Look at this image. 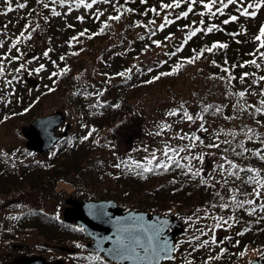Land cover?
Here are the masks:
<instances>
[{
	"label": "rangeland",
	"instance_id": "obj_1",
	"mask_svg": "<svg viewBox=\"0 0 264 264\" xmlns=\"http://www.w3.org/2000/svg\"><path fill=\"white\" fill-rule=\"evenodd\" d=\"M39 1L42 2L39 10L31 13L33 22L23 23L24 14L30 9L34 0H0V69H2L0 70V115L9 108L16 107L18 109L23 103L31 101L36 94L44 93L43 89L48 84L52 85L51 78L47 75L48 57H55L60 52L61 46H63L62 37H64L62 31L65 26L71 22L77 25L84 21L85 24L97 23L98 19L104 18V15L110 12L111 1L114 0H95V2L84 0L83 3L78 4H73L72 1L74 0ZM205 1L195 0L193 3L192 0L193 7L188 15L192 16L197 13V16L201 17L202 14H206L208 10L204 8ZM171 2L173 6L162 9L155 16L154 23L163 20L167 13L169 16L177 14L178 7L174 0ZM21 3L25 5L24 8L18 6ZM87 4H91L92 7H86ZM256 4H260V7L257 8ZM218 6L227 10L228 13L230 12L231 16L237 17L234 20L236 21L234 28L244 47L254 53L260 52L264 47H260L261 44L264 45V37H260L261 29L264 28V2L262 0H234L233 3L229 4L228 0H216L212 4V8L218 9ZM245 9L249 13L255 12V15H244ZM176 17L177 15L173 16V19L175 20ZM86 18L87 20L92 19L87 21ZM174 20L168 24L175 27ZM118 21H114L111 25L115 31V33L112 31L110 33L111 43H108L106 38L103 40L95 38L91 43H88V39L85 41L87 46L77 55L78 58H75L77 60L73 63L70 74L61 79L62 82L59 81L58 88L44 93L46 95L32 105L35 110L34 113L42 115L55 109H61L65 114L63 121L68 123V134L77 136L76 134L83 133L87 127L82 120L84 118L70 99V89H86L89 94H95L96 98L101 96L109 100L111 92L103 83L109 82L106 80V76L110 74V71L123 67L124 73L130 74L136 66L149 61L154 62L162 57L164 48L170 46L167 40L161 39L160 43L153 42V37L152 39L150 37L152 43L147 48H142L143 43L148 40L147 37L140 39L138 44L134 43L135 46L131 48L130 45L127 46V42L124 45L119 44L116 39H118L117 35L121 23ZM144 22L150 25L149 22L145 20ZM184 23L181 24L182 27L188 28L192 25V22ZM139 27L136 25L134 28L126 30L124 34L127 38L133 37V35L136 37L135 31ZM168 28L172 29L171 27ZM159 31L161 32L162 29ZM169 38L173 40L172 33L169 34ZM46 52L47 55H45ZM201 62L202 60L198 61L194 67L189 64V67L185 68L188 78L178 77V81L170 87L163 84L145 85L137 88L131 83H122L117 88L115 87L112 93L123 94L128 103L122 107L118 106L115 111L109 109L106 116L114 117V120L104 121L92 131L91 139L95 146L94 155L100 156L102 161L96 162L98 169L85 171L83 181L71 184L65 180H58L52 190L44 191L39 188H31L21 180L23 186L15 184L13 189L0 191V264H6L10 258L19 253H40L46 259H61L67 264H92L94 259L98 258L99 260L100 255L87 251V237H77L70 242L76 251H63L47 245V239L37 232L32 225L26 224L25 218V223L22 221L23 224L19 223L18 226L13 224L16 222L14 220L18 213L30 208H43L61 216V212L67 205L66 198L109 195L110 193L106 192L109 190H115L119 193L118 203L129 208V204L137 200V197L134 194L121 193L125 187L118 184L116 179L117 164L111 163L110 158L115 155L119 162L122 157L128 161L129 157L136 158L140 155L142 160L149 162L158 155L165 156L173 151L180 135L171 125L164 126L165 128L162 130L156 129L158 115L166 114L168 108L176 103L175 98L184 99L189 97L188 94H212L209 88L214 85V81L201 79L200 76L197 78L193 75L195 73L193 69H196ZM40 65H44V67L40 71H36ZM143 68L146 70H144L145 74H149L155 69L152 68V64ZM197 80L201 81L205 87L198 88L196 93L195 90H190V87L196 88ZM101 81L102 83H100ZM245 87L252 88V85ZM255 97L252 95L249 100L252 101ZM120 108H122L121 112ZM20 111L17 110L16 116H11L0 124V147L12 152L11 160L16 161V166H20L29 160H41L50 154L47 150L43 153L30 150L27 157L19 156L22 154V150L26 149L24 147L25 137L22 135L21 128L26 126L34 115L28 117L25 112ZM0 118L3 119L2 116ZM168 120L169 118L166 121ZM184 124L193 125L190 121L184 122ZM178 126L183 127L182 124ZM55 129L58 133L61 132L62 124ZM206 132L204 136L207 135ZM260 136H262L261 133ZM160 143L163 144L160 145ZM262 143V157H264V141ZM167 144L170 145L169 148H166ZM154 146L158 149H154ZM185 149L191 153L189 154L191 161L199 164L200 171L208 175V181L212 182L213 185L221 186L219 189L223 194L220 196L222 195V201L224 199L221 206H225L227 196L230 194L226 190V186L231 180L227 181L222 176L234 175L227 168H235L238 164L237 160L225 155V144L218 154L206 150L200 141L193 147L191 145L185 146ZM174 152L182 155V152L177 150ZM238 167L241 169L236 172H240L241 175L243 172L252 177L256 174L247 170L256 168L255 164L251 165L248 161L239 163ZM258 170L263 172L264 168H258ZM259 171H257L256 179L253 180L254 185L251 192L244 191L239 199L245 203L244 210L247 215L251 212L252 218L263 220L264 178ZM88 173L95 177L88 178L90 176H86ZM166 179L165 176L164 180ZM152 182L155 181L152 180ZM134 189H136L135 186ZM196 199L194 196L193 200ZM248 200L253 201V203H247ZM174 207L177 206L172 202L169 206L161 207L162 209L158 210L163 214L174 211L180 220L178 228L181 229V232L178 235L176 248L172 257L164 261L165 264H241L252 258L264 259V239L262 242H257V238L262 236V232L264 233V222L258 225L257 221H252L249 226L246 222L237 223L235 214L230 215L232 211L229 209L212 210L208 207L192 204L178 212L173 209ZM259 227L262 230L260 232ZM109 264L117 263L110 262Z\"/></svg>",
	"mask_w": 264,
	"mask_h": 264
},
{
	"label": "trees",
	"instance_id": "obj_2",
	"mask_svg": "<svg viewBox=\"0 0 264 264\" xmlns=\"http://www.w3.org/2000/svg\"><path fill=\"white\" fill-rule=\"evenodd\" d=\"M80 2L81 0L72 1L73 4ZM40 3L42 2L34 0L30 9L24 14L23 23L33 22L31 13L39 10ZM111 3L110 12H107L104 18L98 19L97 23L85 24L84 21L77 25L71 22L65 26L62 31L64 37H62L63 46H61L60 52L55 57H48L47 75L50 76L52 85L48 84L43 89L44 93L50 92L49 90H54L56 87L58 88L59 81L70 74L72 65L77 60L75 58H78L77 55L87 46L85 43L87 39L88 43L93 42L95 38L101 40L106 38L108 43L112 42L110 33L111 31L115 33V31L114 28H111V25L114 21H118L111 19L112 17L120 16L118 22L121 23V27L117 35L118 39H116L119 44L124 45L127 42V46L130 45L131 48L135 46L134 43L138 44L140 39L147 37L148 40L143 43L142 48H147L152 41L160 43L161 39L167 40L170 46L164 48L162 57L154 62L149 61L136 66L130 74H125L123 67L110 71V74L106 76V80L109 82L103 84H106L105 87H108L109 92H111L109 94L111 100L101 96L96 98L95 94H89L86 89H70V99L82 118L86 119L82 120L87 128L83 133L76 134L77 136L71 134L62 136L49 150L50 154L46 158L25 161L22 165L16 166V161L11 160L13 157L12 152L0 147V191L13 189L12 187L15 184L23 186L21 180L31 188H39L44 191L52 190L58 180H65L71 184L83 181L85 171L97 168L96 162L102 161L100 156L94 155L95 146L94 141L91 139L92 131L97 128L98 124L114 120V117L106 116L109 109L115 111L118 106L122 107L128 103L123 94L112 93L115 87L117 88L122 83H131L136 85L137 88L145 85L163 84L170 87L178 81V77L188 78L185 68L189 67V64L194 67V64L202 60L201 64L196 69L194 68L195 70L193 69L195 72L193 75L197 78L200 76L201 79L213 80L214 85L209 88L212 94H188L189 97L184 98L185 100L175 98L176 103L168 108V112L164 115H158L159 120L157 119L155 126L156 129L162 130L165 128L164 126L171 125L178 131L180 136L177 138L178 142L174 145L173 150L182 152V155L171 151L165 156L158 155L149 162L142 160L138 152L136 158L129 157L128 161L122 157L118 162L115 155L111 156L110 162L117 164L116 179L118 184L125 187V190L121 193L136 195L137 200L131 202L129 208L155 211L169 206L173 202L177 206L173 209L179 212L195 204L212 210L229 209L232 211L230 215L235 214L237 223L246 222L247 226L252 221H257L258 225L263 224L264 219L256 220V218H252L251 212L247 215L244 210L245 203L239 199L244 191L251 192L254 185L253 180L258 175V168H264V159L261 158L263 156L262 142L264 141V79H261V77H264V55H262L264 54V47H262V44L260 45L262 47L260 52L254 53L247 50L241 38L235 32L234 25H236V21L231 19V13L219 6L220 11L216 7H211L209 12L208 4L211 3L210 0L204 2V8L208 11L206 14H202L201 17H198L197 13L192 16H184V12L191 13L189 9L192 10L193 4L192 0H182L179 3L177 14H173V16L177 15L175 20L173 16H169L167 13L164 19L158 21V23H154L155 16L165 8V4H172L171 0H114ZM128 9H131V11H128ZM91 19L88 20L91 21ZM43 20L45 21V19ZM144 20L149 22L150 25ZM172 20L176 23L175 27L168 24ZM225 20L228 23H224ZM189 22H192V25L188 28L181 26V24ZM137 23L140 24V27ZM136 25L139 27L135 31L136 37L133 35V37L127 38L124 34L126 30L132 29ZM212 26L215 27L211 32H208L207 29ZM160 29H162L161 32ZM194 31L196 34L191 35ZM169 32L172 33L173 40L169 38ZM81 33L84 34L80 35ZM74 37L76 39H73ZM150 37L151 39L153 37L152 41ZM213 44H226L227 47L213 48L211 52L206 51ZM137 48L139 47L137 46ZM253 60L255 63H250ZM147 64H152V68H155L149 74H145L146 70L143 68H147L149 66ZM53 73H57V75L53 76ZM120 73H124V75H119ZM163 73H167V75H162ZM245 73L248 75L245 76ZM195 84L196 88L190 87V90L196 92L198 88L205 87L198 80ZM250 85H252V88L245 87ZM241 92L244 93L243 96L239 95ZM44 93L36 94L31 101L23 103L18 109L12 107L3 112L0 115L3 117V119L0 118V124L11 116H16L17 110H21L22 113L25 112L28 117L32 114H34L33 117L40 114L34 113L35 110L32 105L45 96ZM252 95L256 97L251 101L249 98ZM121 111L122 108H120ZM185 113L190 115L192 119H187ZM167 118H169V122L166 121ZM189 121L193 125L184 124V122L188 123ZM180 124L183 127L178 126ZM205 132L207 135L204 136ZM260 133L262 136H260ZM84 137H87V139H84ZM199 141L206 150H211L215 154L221 152L225 144L226 154H223L235 158L238 164L248 161L251 165H256L257 169H247L252 173H256L253 177L244 174V172L243 175L236 172L241 169L238 164L233 169L227 168L234 175L226 174L222 178L227 181L231 180V182H228L226 190L230 194L233 191L234 193L229 194L231 198L229 195L227 196L226 206H221L224 201V199L221 200L222 195L220 196V194H223L219 189L221 186L213 185L212 182L208 181V175L200 171L199 164L191 161L189 158L191 153L185 149V146L191 145L193 147ZM162 144L160 143V145ZM169 147L170 145L167 144L166 148ZM154 149L158 148L154 146ZM29 151L23 149L22 154L19 156L27 157ZM145 168H151L152 171H144ZM86 176L88 178L95 177L89 173ZM165 176L167 177L166 180H164ZM152 180L155 182L158 180V182L153 183ZM134 186L136 189H134ZM106 192L110 194L94 195L86 198L114 196L116 200L120 199V194L115 190ZM194 196H196V200H193ZM24 218L26 224L32 225L37 232L47 239V245L49 246L57 244L73 247L70 242L75 238L87 237L80 226L68 222L61 216L43 208H30L18 213L14 220L16 222L13 224L18 226L19 223H25ZM260 230L259 227V232ZM263 239L264 233L262 232V236L257 238V242H262ZM87 251L90 250L87 249ZM90 252L98 255L93 251ZM91 263L109 264L110 262L105 261L100 256L99 260L96 258Z\"/></svg>",
	"mask_w": 264,
	"mask_h": 264
},
{
	"label": "water",
	"instance_id": "obj_3",
	"mask_svg": "<svg viewBox=\"0 0 264 264\" xmlns=\"http://www.w3.org/2000/svg\"><path fill=\"white\" fill-rule=\"evenodd\" d=\"M65 114L55 109L33 117L21 132L25 137L24 147L43 153L68 132ZM62 124L61 132L55 128ZM62 211L65 220L82 227L90 238L87 247L101 253L107 260L119 264H165L162 261L172 256L175 239L181 232L174 215L148 212L144 209L118 207L113 198L77 199L68 197ZM55 248L73 251L74 248L54 245ZM165 248L166 252L160 251ZM116 249H120L117 254ZM6 264H67L61 259L47 260L39 253L17 254ZM234 264V263H230ZM241 264H264V259L253 258Z\"/></svg>",
	"mask_w": 264,
	"mask_h": 264
},
{
	"label": "snow or ice",
	"instance_id": "obj_4",
	"mask_svg": "<svg viewBox=\"0 0 264 264\" xmlns=\"http://www.w3.org/2000/svg\"><path fill=\"white\" fill-rule=\"evenodd\" d=\"M81 2H82V0H81ZM93 2H95V0H93ZM215 2H216V0H211V3L208 4L209 11H211L212 4H214ZM233 2H234V0H228V3H229V4H231V3H233ZM262 2H264V0H262ZM174 3H175V5L178 7V6H179V3H180V0H174ZM193 3H195V0H193ZM18 6H19L20 8H24V7H25V5L22 4V3L19 4ZM172 6H173L172 4H165V5H164L165 8H170V7H172ZM255 6H256L257 8H259V7H260V4H256ZM45 7H47V5H45ZM86 7H89V8H90V7H92V5H91V4H87ZM225 7H227V5H225ZM9 10H11V9H9ZM128 11H131V9H128ZM153 11H155V9H153ZM189 11H191V9H189ZM218 11H220V9H218ZM56 15H59V13H56ZM183 15H184V16H187L188 13H187V12H184ZM244 15H255V12L249 13V12L247 11V9H245V10H244ZM80 19H83V17H80ZM111 19L119 20V19H120V16H115V17H112ZM231 19L234 21V20L237 19V17H236V16H232ZM224 23H228V21L225 20ZM161 27H163V25H161ZM213 27H215V26L209 27V28L207 29V31H208V32H211V31L213 30ZM101 31H103V29H101ZM83 34H84V33H81L80 35H83ZM195 34H196L195 31L191 33V35H195ZM260 37H264V28L261 29ZM260 37H257V39H260ZM189 38H190V37H189ZM73 39H76V38L74 37ZM155 43H159V42L157 41V42H155ZM262 46H264V45H262ZM217 47H219V48H225V47H227V45H226V44H213V46L210 47V48H207L206 51L211 52V51L213 50V48H217ZM200 54L202 55V53H200ZM45 55H47V52L45 53ZM262 55H264V54H262ZM196 58H198V57H196ZM61 59H63V57H61ZM193 59H195V58H193ZM190 62H191V61H190ZM250 63H253V64H254L255 61H254V60H253V61H250ZM43 67H44V65H40V68L36 69V71H40ZM0 70H2V69H0ZM52 75L55 76V75H57V73H53ZM119 75H124V73H120ZM162 75H167V73H163ZM244 75L246 76V75H248V74L245 73ZM156 78L158 79L159 77H156ZM261 79H264V77H261ZM149 82H151V81H149ZM239 95H240V96H243L244 93L241 92V93H239ZM258 110H259V109H258ZM172 114H175V113H172ZM184 115H185V117H186L187 119H189V120L192 119V117H191L190 115H188L187 113H185ZM84 139H87V137H84ZM173 151H174V150H173ZM257 154L259 155V153H257ZM261 158L264 159V157H261ZM144 171H152V169H151V168H145ZM247 203L251 204V203H253V201L249 200V201H247ZM225 206H226V205H225ZM218 226H219V225H218ZM205 243H207V242H205ZM115 251L117 252V254H120V249H116ZM160 251H162V252H166V249H165V248H161Z\"/></svg>",
	"mask_w": 264,
	"mask_h": 264
}]
</instances>
